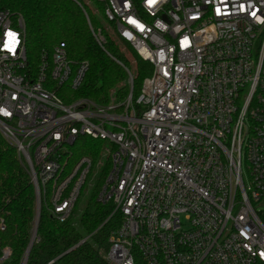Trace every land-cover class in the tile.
I'll use <instances>...</instances> for the list:
<instances>
[{"label": "built area", "instance_id": "obj_1", "mask_svg": "<svg viewBox=\"0 0 264 264\" xmlns=\"http://www.w3.org/2000/svg\"><path fill=\"white\" fill-rule=\"evenodd\" d=\"M95 1L152 65L137 98H74L89 62L74 66L60 42L34 68L23 15L0 9V132L30 174L36 208L48 196L54 217L72 214L93 168L87 156L70 165L72 147L87 136L111 144L98 200L113 202L120 223L107 264H264L254 207L264 196V0ZM90 28L103 46L105 31ZM11 254L4 247L0 261Z\"/></svg>", "mask_w": 264, "mask_h": 264}, {"label": "trees", "instance_id": "obj_2", "mask_svg": "<svg viewBox=\"0 0 264 264\" xmlns=\"http://www.w3.org/2000/svg\"><path fill=\"white\" fill-rule=\"evenodd\" d=\"M97 5L104 6L101 2ZM0 9L23 15L27 57L34 68L42 53L51 52L60 42L66 43L74 66L85 60L89 62L83 83L71 91L74 98L87 97L101 104L108 103L112 97L121 101L131 92L133 98H137L143 80L151 74V63L131 51L135 62L133 72L126 54L106 33L104 45L98 44L90 25L98 29L99 20L82 0H0ZM115 58L132 71L133 87L126 69ZM105 155L103 141L79 136L72 147L70 165L87 156L94 168ZM110 166L111 160L107 156L87 206L80 215V227L85 234L74 221V210L66 220L60 221L49 212V197H44L36 237L26 264H48L51 260H54L52 264H107L109 235L120 223L117 213L109 218L114 210L113 202L98 200ZM36 219V191L30 174L16 148L0 132V252L4 247L12 250L11 257L0 264H22ZM138 264L146 263L139 260Z\"/></svg>", "mask_w": 264, "mask_h": 264}, {"label": "rangeland", "instance_id": "obj_3", "mask_svg": "<svg viewBox=\"0 0 264 264\" xmlns=\"http://www.w3.org/2000/svg\"><path fill=\"white\" fill-rule=\"evenodd\" d=\"M82 1L85 2L88 6H90L91 9L93 10V12L95 13V15L97 16V18L99 20V27L102 28L105 31V33L107 35H109V37L111 39H113L116 42V44L126 54V56L128 57V59L130 61L131 69L134 72L135 71V62H134L133 55L131 53V51H133V50L130 47L126 46L124 44L123 40H121V38L118 36L115 28L113 27V24L105 17L102 8H100L97 5V1H95V0H82ZM133 78H134V76H133ZM128 81H129V79H128ZM105 145L107 146V148H110V146H111V144L109 142H106ZM106 157H107V153L105 156H103L94 165V168L92 169V173L90 174L87 182L83 186L81 196L79 197V200L77 201L75 208H74V212H75L74 221H75L76 225L79 227V229L82 231L83 234H85V232L80 227V223H79L80 215L87 206L89 198H90L92 191L94 189V185L97 182L98 177L101 173L102 167L105 163ZM254 207L257 211H259L261 214L264 215V196L262 197V199L259 202L254 203Z\"/></svg>", "mask_w": 264, "mask_h": 264}, {"label": "snow or ice", "instance_id": "obj_4", "mask_svg": "<svg viewBox=\"0 0 264 264\" xmlns=\"http://www.w3.org/2000/svg\"><path fill=\"white\" fill-rule=\"evenodd\" d=\"M148 2L151 4L154 2V0H148ZM241 9L244 8L243 5L240 6ZM219 11V10H218ZM252 15L255 16V12L251 13ZM133 24H136V21H131ZM138 27L142 28L141 25H137ZM7 36V39L5 40L4 44H3V48L9 52H13L14 51V48H15V45L17 43V40H16V34L15 33H12V32H8L6 34ZM262 256H264V253H261Z\"/></svg>", "mask_w": 264, "mask_h": 264}, {"label": "water", "instance_id": "obj_5", "mask_svg": "<svg viewBox=\"0 0 264 264\" xmlns=\"http://www.w3.org/2000/svg\"><path fill=\"white\" fill-rule=\"evenodd\" d=\"M38 200V197L36 195V201ZM39 216H40V206H37V220H36V225H35V229H34V235L32 237V240H31V243L27 249V252H26V257H25V261H27V257H28V254H29V251H30V248L33 244V241H34V238H35V235L37 233V226H38V220H39Z\"/></svg>", "mask_w": 264, "mask_h": 264}]
</instances>
